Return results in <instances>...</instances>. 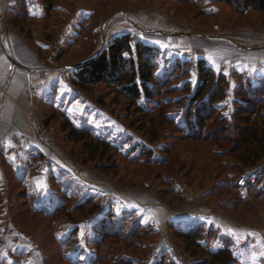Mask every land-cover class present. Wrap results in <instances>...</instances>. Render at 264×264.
Returning <instances> with one entry per match:
<instances>
[{
  "label": "rangeland",
  "instance_id": "rangeland-1",
  "mask_svg": "<svg viewBox=\"0 0 264 264\" xmlns=\"http://www.w3.org/2000/svg\"><path fill=\"white\" fill-rule=\"evenodd\" d=\"M76 2L0 0V38L3 39L10 29L19 32L25 39L32 38V30L37 28L40 21L44 22L48 30V33L43 31V35L55 38L59 26L54 21L59 19L57 15L60 4L67 5L70 11L75 8ZM81 2L83 6L76 7L94 10L91 20H95V25L98 23L102 26L114 15L123 17L122 10L125 9L129 14L127 18L133 24L129 31L133 39L149 45L160 38L169 37L175 41L176 44L168 49L154 46L158 50L155 74L168 78L165 82L149 81V85L159 83L155 95L150 100L139 98L130 106L124 96H117L116 91L105 83L80 91L74 87L71 75L66 76L69 91L68 96H63L62 100L67 99V103L63 101V104L69 108L64 106L63 110H53L46 119L35 117L33 121L45 127L49 139L46 146L49 148L52 145L54 149L52 133L67 140L60 131L63 118L72 122L67 115L73 113L79 119L81 116L83 120L92 119L90 122L97 119L96 126L87 122L89 128L116 147L109 151L110 158L106 160L108 171L97 167L99 161L83 163L80 145L67 140V145H71L67 168L74 180L84 178L85 182H89L92 171H95L97 176L93 177L94 183L99 182L100 188L94 193L91 191L94 187L89 183L83 194L69 180V196L62 194L59 209L49 217L31 213L28 207L20 213L17 225H1L0 264H95L96 255V264H156L163 253L174 264H191L198 260L210 264V252L221 248H226L233 257L228 264H239L233 252L244 248L249 253L244 260L249 263L257 257L264 264V256L254 252L264 249V165L261 164L264 157L256 166H243L237 161L235 151H231L234 145V138L231 137L237 129L235 125L242 122L238 115L245 110L241 119L245 115L249 117L248 121L256 124L261 120V114H264V86L252 96L241 92L240 87L248 82L249 89H256L263 85L264 74L253 76L235 63L228 65L230 62L225 60L222 63L211 61V66L209 60L204 58L207 57L205 47L200 46L202 41L210 39L241 48V34H254L259 38L255 43L263 46L264 13L255 10L238 13L228 4L216 0H146L142 2V7L139 0ZM48 3L52 6L50 10H47ZM143 5L147 7L144 8L147 12L155 10L162 15L161 18L168 24L165 25L167 30L164 33H148L145 29L149 26L138 17L130 15L131 12L143 9ZM87 18L85 16L84 22H80L83 30L77 29V36L68 46L61 48L52 43L48 51L43 50L42 53L37 47L39 59H47L54 65L57 59H88L91 52L95 51L96 54L108 40L98 48L94 47L100 41V33L91 30L94 28ZM198 59H203L212 68L215 77L218 73L223 75L220 81L222 89L219 97L212 102L216 110L212 113V119L204 123L202 136L185 138L183 134L188 131L185 130L186 123L194 119L193 114H186V109L198 83ZM231 60L234 62L235 59ZM215 77L206 91L214 87ZM206 98L207 95L202 97L204 100ZM137 105L144 108L140 110L143 112H136ZM237 108L240 109L239 114H236ZM139 118H142L141 122ZM51 119L55 120L53 125L49 123ZM221 125L225 127L228 139L217 136L216 129ZM50 155H53L52 152ZM47 159L48 156H45L44 160ZM124 191H131L134 200L139 196L137 192H141L143 196L140 199L147 201V207L143 208L151 222L142 223L133 211L132 217H138L141 222L142 236L104 237L102 231L95 228V223L107 215L109 209L117 216L123 213L118 209L124 199ZM87 193H94L97 199L92 196L93 203L76 208V199L81 194L83 198L87 197ZM197 200L204 201L206 205L213 203L217 214L228 218V222L236 223L238 229L244 231L237 234L235 231L230 232L232 234L228 238L222 239L217 220L213 219L212 228L205 224L183 228L181 222L174 221L160 227L151 211L155 203L172 212L173 209H182L188 202L194 205ZM92 204L98 208L92 210ZM7 227H12L15 232H8ZM176 228L198 230L200 249L195 256L189 254L183 242L175 236ZM246 231L250 234H246ZM150 236L152 241L148 240ZM158 239H162V251L156 256L152 244Z\"/></svg>",
  "mask_w": 264,
  "mask_h": 264
},
{
  "label": "crops",
  "instance_id": "crops-1",
  "mask_svg": "<svg viewBox=\"0 0 264 264\" xmlns=\"http://www.w3.org/2000/svg\"><path fill=\"white\" fill-rule=\"evenodd\" d=\"M76 1L75 8L70 11L67 9V5L60 4L58 10L60 12L57 15L59 19L54 21L59 26L55 38L52 35L48 37L43 35V31L48 33L43 21L38 22L37 28L32 30V38L25 39L19 32L12 29L6 32L3 39L0 38V226L17 225L19 223L17 218H19L20 213L28 207L31 213L49 217L52 209L61 203L59 198L62 194L66 193L69 196L70 193L68 192L71 190V185L67 184L69 180H72L75 188L83 194H85L84 189L89 183L94 187L91 190L94 193L97 192L96 189L100 188L99 182L94 183L93 177L97 176L95 171H92L89 179L87 178L89 182H85L84 178L74 180L73 174L67 168V159L71 157V145H67L69 141L62 140L54 132L51 142L55 148L53 149L52 145L47 148L48 145L46 146L36 139L32 126L35 117L46 119L53 110H63L64 106L69 108L68 105H64L67 103V99L62 100L63 96L64 98L68 96L67 92L69 91L65 80L66 76L70 74L73 77L72 65L86 60V58L57 59L56 64L53 65L47 59H39L37 47L42 53L43 50L48 51L52 43L61 48L73 43L74 36H77V29L81 28L80 22H84L85 16L88 17L89 22H87L94 28L91 30L100 33V41L94 45L96 48L115 35L129 32L133 25L131 19L127 18L129 14L126 13L125 9L122 10L124 18L114 15L106 20L102 26L98 23L95 25V20H91L94 10L89 7L78 8L76 6H83L81 1L85 0ZM139 1H141L140 7H142V2L146 0ZM209 1L211 2V0ZM144 8L147 7L143 5V9L139 12L129 10L130 15L138 17L141 22L149 26L145 29L148 33L152 35L164 33L167 30L165 29L167 23L161 18L162 15L160 16L155 10L147 12ZM249 11L253 10H246L245 13ZM48 29L50 30V28ZM239 38L243 41L241 48L237 45H225L210 39L202 41L200 46L205 47L207 56L204 58L208 59L210 63L211 61L222 63L224 60L230 62L228 64L230 66L235 63L241 70H246L253 76L264 74V45L260 46V44L255 43L259 38L254 34L252 36L241 34ZM158 40L151 45L168 49V47L176 44L169 37ZM93 55H95V51L91 52L88 57ZM165 56L163 55V57ZM231 59H235L234 62ZM210 65L213 66L212 63ZM80 114L83 115V113ZM67 116L78 127H89L88 123L96 126V122H98L97 119H94V122H90L92 119L83 120L81 115L79 119L78 115L75 116L73 113ZM53 121L55 120L51 119L49 123L53 125ZM50 152L53 155H50ZM45 156H48L47 160H44ZM261 162L264 165V160ZM38 185H43V187ZM208 190L210 189L208 188ZM94 193L93 195L87 193V198L89 196L94 197ZM83 194H81V198L76 199V204L86 198H83ZM123 194L124 199L121 200L118 210L135 211L142 223L149 222L151 219H148L145 208H143L147 207V201L140 199L143 196L141 192H137L139 196L136 200H134L131 191H124ZM212 204L209 202V205H206L204 201L197 200L194 205L188 202L182 209H173L170 212L159 203H155L156 206L151 207V211L158 220L160 227L165 226L169 221H174L181 222L183 228L201 224L212 228L213 220H217L219 233L223 234L222 239L223 237L228 238L232 234L230 232L235 231L237 234L244 231L238 229L236 223L228 222V218L217 214L216 205ZM115 210L117 211V209ZM0 230H2L1 227ZM6 230L10 233L15 232L12 227H7ZM249 231H246V234ZM17 232L19 233V230ZM151 239L153 238L150 236L148 240L152 241ZM161 242L162 239L153 241L152 246L156 256L162 251ZM254 252L264 256V249ZM248 254L245 248L239 249L236 253L233 252V256H236L235 259L240 262L239 264H263L261 260H257V257L248 263V260H244Z\"/></svg>",
  "mask_w": 264,
  "mask_h": 264
},
{
  "label": "trees",
  "instance_id": "trees-1",
  "mask_svg": "<svg viewBox=\"0 0 264 264\" xmlns=\"http://www.w3.org/2000/svg\"><path fill=\"white\" fill-rule=\"evenodd\" d=\"M224 2L231 6L236 12L244 13L246 10L252 9L264 13V0H216ZM52 8L48 3L47 10ZM158 50L141 40L133 39L129 32L113 36L105 46H103L95 55L89 57L80 64L74 66L72 83L79 90H89L92 86L99 83H105L108 87L116 91L117 96H124L126 102L132 106L135 102L144 97L150 100L155 95L159 83L149 85V81L160 80L165 82L168 77L157 76L155 74L156 60ZM198 71V83L190 98V105L186 109V114L194 115V119L186 123L187 128L183 136L199 137L202 136V127L207 119H212L215 107L212 102L219 97L221 91L220 81L223 75L219 74L215 77L214 71L209 67L203 59H198L196 63ZM167 76V75H166ZM216 78L209 91L207 87ZM168 82V81H167ZM166 82V83H167ZM263 85L256 89H249L250 84L241 85L240 91L247 95H255L263 89ZM251 90V91H250ZM254 92L251 94V92ZM207 95L204 100L202 97ZM101 100V99H100ZM144 108L137 105L136 112H143ZM239 108L236 114H239ZM245 110L238 115L242 120L241 124H237L236 131L231 137L234 138V145L231 151H235L236 159L243 166H256V164L264 157V114H261V120L256 124L248 121ZM142 118H139L141 122ZM142 129L141 126L138 127ZM60 131L67 140L77 142L80 145L82 162H96L102 171H108L106 160L110 158V149L115 150V146L110 144L108 140L95 134L89 127H78L68 118H63L60 123ZM217 136L222 139H228L226 129L221 125L216 129ZM235 136V137H234ZM108 164V163H107ZM93 203L92 197H86L76 204V208H83ZM92 210L97 209L96 204L91 205ZM59 206L53 208L50 215L56 212ZM132 210H124L120 216L114 214L109 209L107 215L101 217L95 224V228L102 231V236H126L130 238L142 236V225L138 217H132ZM197 229H175V236L183 242L184 249L192 256H195L200 249L198 242ZM210 264H228L232 260L230 251L226 248L218 249L210 252ZM98 256L95 257V264ZM156 264H174L168 260L165 253L162 254ZM191 264H207L206 261L198 260Z\"/></svg>",
  "mask_w": 264,
  "mask_h": 264
},
{
  "label": "built area",
  "instance_id": "built-area-1",
  "mask_svg": "<svg viewBox=\"0 0 264 264\" xmlns=\"http://www.w3.org/2000/svg\"><path fill=\"white\" fill-rule=\"evenodd\" d=\"M0 20H2L1 13H0ZM32 126H33V132H34V135H35L36 139H38L39 141H41L45 145L48 144L49 143L48 133L46 132L45 127L42 126V125H39V123H37L36 120L33 121V125Z\"/></svg>",
  "mask_w": 264,
  "mask_h": 264
},
{
  "label": "water",
  "instance_id": "water-1",
  "mask_svg": "<svg viewBox=\"0 0 264 264\" xmlns=\"http://www.w3.org/2000/svg\"><path fill=\"white\" fill-rule=\"evenodd\" d=\"M78 64H80V63H75V64L72 65V67H74V66H76V65H78Z\"/></svg>",
  "mask_w": 264,
  "mask_h": 264
},
{
  "label": "snow or ice",
  "instance_id": "snow-or-ice-1",
  "mask_svg": "<svg viewBox=\"0 0 264 264\" xmlns=\"http://www.w3.org/2000/svg\"><path fill=\"white\" fill-rule=\"evenodd\" d=\"M225 74H227V73H225ZM39 187H43V185H38Z\"/></svg>",
  "mask_w": 264,
  "mask_h": 264
}]
</instances>
